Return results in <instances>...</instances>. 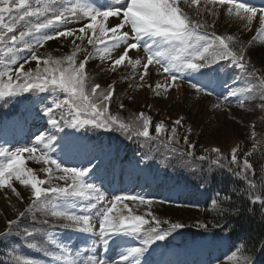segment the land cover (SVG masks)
<instances>
[{
  "label": "snow or ice",
  "instance_id": "obj_1",
  "mask_svg": "<svg viewBox=\"0 0 264 264\" xmlns=\"http://www.w3.org/2000/svg\"><path fill=\"white\" fill-rule=\"evenodd\" d=\"M184 2L187 3L188 0ZM191 4L199 5L200 0H191ZM207 4L227 5V13L230 16L234 13L235 17L245 21L246 27L258 20L260 26L257 35L264 36V8L237 0H206V6ZM6 16L9 18L7 22ZM40 16L44 19L38 23L30 19ZM113 18L115 23H112ZM22 22L26 23L21 26ZM76 23L81 26L70 27ZM18 26L21 27L17 34ZM205 26L183 11L180 0H36L35 6L30 0H0V45L3 46L0 47V99L8 103V99L24 93H56L59 90L65 94L64 99L53 96L51 104L41 109L51 128L36 135L32 146L10 150L0 145V158H3L0 162V188L7 187L15 196L20 197L21 193L11 184L13 179L22 186L31 187L33 202L27 209L19 212V218L28 215L38 204L51 203V216L65 221L61 227L88 234V244L75 252L66 245H57L60 256L72 257L65 264H151L149 257L157 251L154 245L166 241L172 232L184 227L179 222L161 221L151 213L148 215L152 219L146 220L144 216L133 214L131 209H128L126 215L123 214V209L117 212V204L126 200H138L141 204L149 205L151 201L135 195H116L105 203V195L90 182L99 178L103 159L95 147L83 142V136L78 135L81 129L93 131L115 128L124 132L129 139L133 136L143 137L145 140L153 139L150 135L151 117L141 112L128 123L111 114L109 105L113 102V85L109 84L106 89H101L99 83L89 86L86 64L96 54H99L101 61H110L109 67L113 72L125 65V62L135 70L144 60V71L139 75L141 81L148 75L149 65H158V71L162 70L167 75L163 82H156L154 86L148 85L157 96L172 88L181 87L182 85L176 83L180 80L188 82L198 94L217 95L218 102L213 104L214 108H230L235 102L241 109L251 111L252 106L246 105V102L259 100L260 103L255 107L264 110V75H258L249 67L243 46L238 51L234 50V36L217 35L215 32L209 34L203 31ZM44 29L51 31H42ZM60 38L73 46L70 54L58 58L50 54L46 57L38 55V48H42L48 41ZM255 39L253 37V41ZM85 42L95 52L83 55L77 62L78 54L87 52V48L83 46ZM132 50L137 51L136 58L129 55ZM25 52L30 54V61L24 57V62L18 63L17 56H22ZM5 57L8 59L5 60ZM31 61H35L36 66L25 69V63ZM221 62H227L225 66L239 70L234 80L237 87L229 88L222 95L217 94L213 86V65H220ZM120 107L123 108V104ZM174 123L181 125V120L177 119ZM163 132V122L157 123V138ZM171 133L167 143L162 141L170 153L178 154L177 158L182 160L186 156H195L194 151L168 147L169 144L179 143L175 127L171 129ZM252 136L255 137L256 133L253 132ZM184 141L188 149H194L195 145L189 142L188 137H184ZM255 148L254 144L253 149ZM211 151L217 154L211 164L225 168L246 180L249 199L253 204L259 202L264 208V178L260 181L259 194H255L257 181L250 178L256 174L249 161L252 153H242L241 161L238 148L231 150L230 158L219 148ZM25 153L28 154L26 158ZM74 155L81 156L86 161V166H63V158L70 159ZM26 159L43 162L46 167L41 170L49 174V180L38 179L33 169L25 166ZM197 159L204 161L209 157L202 155ZM187 163L191 161H186ZM54 172L60 175L53 177ZM52 178L64 181L66 186L42 187ZM78 197L89 200V204L80 212L61 206L72 204L73 198ZM230 199L231 197H224V201ZM93 200L96 202L93 203ZM222 202L212 201L220 214L228 211L220 207ZM124 208L127 209L128 206L125 204ZM19 218L8 221L9 229L0 232V238L12 235L13 226L20 228ZM33 219L35 220L34 214ZM94 219L98 221V227L92 222ZM36 223L47 225L49 221L43 219ZM162 224H168L169 227L163 228ZM145 225L154 226L145 228ZM199 227L206 228L207 225L200 224ZM223 227L226 228L227 224ZM44 231L43 228L25 226L22 236L30 248L37 249V237ZM16 234L21 235L20 232ZM124 237H134L139 241V246L123 247L118 260L108 258L106 253L110 245L122 247ZM97 248H102L103 254L98 255ZM38 250L44 251L43 246ZM49 254L56 256L55 252ZM14 259L17 264H32L30 258L15 256ZM230 259L237 260V264H253L251 257L243 253L237 256L233 252Z\"/></svg>",
  "mask_w": 264,
  "mask_h": 264
},
{
  "label": "rangeland",
  "instance_id": "obj_2",
  "mask_svg": "<svg viewBox=\"0 0 264 264\" xmlns=\"http://www.w3.org/2000/svg\"><path fill=\"white\" fill-rule=\"evenodd\" d=\"M237 2L247 3L250 6H254L257 8H264V0H237ZM30 3L35 6L36 0H30ZM180 7L183 11L193 20H199L200 22L204 23L206 26L203 31L211 34L218 29L219 35H232L236 38V40L242 41L241 44H237L236 46L241 45L244 46L245 42L249 39L253 40V37H256L254 41H252V45L255 49H259L261 54L263 55L264 59V36L257 35V29L259 28L258 20H254L251 25L246 27V22L240 20L239 18L233 15H229L227 13V5H212L207 4L206 0H200L199 5H192L191 0H188L187 3L184 0H180ZM211 10V11H209ZM35 20H40L43 16L40 17H32ZM9 18L6 16V20ZM7 22V21H6ZM26 23V22H22ZM112 23H115V19H112ZM208 25H211L210 27ZM74 27L81 26L80 23H76L74 25H70ZM42 31H51V29H44ZM147 39V38H146ZM78 43H80L78 41ZM87 48L86 53L78 54L77 62L83 58V55H87L88 53H94L95 49L92 48L91 45H87L86 42L83 45ZM234 46V45H232ZM0 47H3L0 45ZM239 47V48H240ZM73 46L69 44L64 38H60L59 40L48 41L44 44L42 48L37 49L38 55L42 57H46L47 55H52L54 58L63 57L66 54H70L72 51ZM236 50V47L235 49ZM119 51V50H117ZM238 51V50H237ZM135 52V53H134ZM116 52H113L115 55ZM129 55L133 58H136L137 51L132 50ZM141 56L143 53L141 52ZM24 57H27L30 61V54L25 52L22 56H17L18 63L24 62ZM8 57H5L7 60ZM145 61L142 60L141 65L137 66L135 70H133L131 65H128L125 62V65L118 67L116 70L121 71L119 79H121V83L125 86L122 87V90L119 92L121 98L127 97L130 102L134 105H138V107H143V103H153L151 104V112L153 116L155 115V104L160 105V116L157 119L158 123L163 122L167 131L171 132V129L175 127L177 129V134L183 136L185 132L189 131V121L191 120L192 116H195L193 121L191 122V127L193 131V139H195L196 134L200 129L206 131L205 138L206 140L201 145L202 141L199 143L203 151V156H208V160L201 161L197 159L199 157L198 154H195L193 157H184V159H180V165L182 168L187 170H194L196 174H199V169L194 168L195 166H202L206 168L207 172L210 173L211 170H225V168H220L216 165L211 164V160L216 158V153L212 152L213 148H219L221 152L230 158L231 150L233 148H238L241 153V161L243 159L242 153L250 152L255 144L256 147L259 146V142L261 141V137L264 133V116L260 109L258 110L256 104L254 102H246L250 104L253 108L251 111H246L245 109H241L235 102L231 104V107L222 106L221 108H214L213 104L218 102L217 95L207 96L203 93H196L193 90L189 83L186 81H182L181 83H177L182 85L179 88H172L167 93L162 92L160 96L155 95L152 93V88H149L148 85L150 81L153 82V86L156 82H163L164 77L167 74H164L162 70L158 71V65H149L148 68V75L145 76V79L141 81L139 79L140 73L144 71L143 63ZM93 64L94 68L105 78V76L110 75L113 71L110 70V61L104 60L101 61L99 58V54H96L94 59H90L87 64ZM36 66L35 61H31L30 63H25V69ZM234 71V70H229ZM113 74V73H112ZM121 74L124 76L121 77ZM99 77V76H98ZM117 77V76H116ZM122 85V84H121ZM131 85V87L129 86ZM138 85H144L143 87H138ZM242 86V84L240 85ZM232 87H237L234 83L231 85ZM229 88L221 89L216 88L215 92L217 94H226ZM33 94V95H29ZM43 95L47 97L42 98ZM53 96H58L60 99L65 98V94L59 90L56 93H52L51 91L45 93H24L22 95L16 96L14 98H6L8 99V103H5L4 99H0V110L2 108L5 109L8 113L12 112L15 107L14 105L18 106V115L12 116V119H8L3 123L0 127V145L5 148H9L10 150H15L16 147H23V146H32L35 141V136L38 135L41 131H46L48 128H51V125L47 127V125H43L40 129L39 133L34 134L35 128H40L41 124L37 125V119H41L44 117L43 112L41 109L47 105L51 104ZM27 97V99H25ZM196 101L198 107L196 109H192L191 113L188 112L187 117H183V109L187 110L189 105L186 102ZM188 99H191L188 101ZM151 100L153 102H151ZM42 101V102H41ZM38 103V109H34V104ZM185 104V107H184ZM234 106V108H232ZM133 109V106L130 107ZM129 108V109H130ZM149 108V107H148ZM142 109V108H141ZM147 109V108H146ZM228 110V111H227ZM20 112V113H19ZM12 114V113H11ZM17 114V113H16ZM41 115V116H39ZM38 116V118H37ZM151 117V116H150ZM180 119L181 125H176L174 122ZM188 119V120H187ZM152 120V117H151ZM234 120V121H233ZM210 122V123H209ZM234 122V124H231ZM244 122L247 125L244 127ZM207 124H211L207 126ZM242 125V130H244L245 135L243 136L246 138V141L238 138V131L235 129L236 125ZM36 126V127H35ZM67 131H73L67 129ZM89 134L93 135L91 132L96 133V139L99 141L101 135L105 136L109 135V129H95L93 131H87ZM255 132L256 136L253 137L252 133ZM162 134V133H161ZM203 134V133H202ZM94 136V135H93ZM101 137V138H99ZM159 135L158 141L162 143V139ZM168 140V139H167ZM192 140V139H191ZM84 143L88 144L86 140H83ZM164 142V141H163ZM180 150H186V147H181V145H185L184 140H180ZM167 143V141H166ZM163 151H168V148L164 146V144L160 145ZM168 147H175L174 144H169ZM199 150V149H198ZM188 151H192L189 149ZM170 155L174 156L175 154L170 153ZM103 159L104 155H100ZM55 158V154H54ZM177 158V157H176ZM3 158H0V162H2ZM186 161H191V163H187ZM63 166H72V167H82L86 166V161L82 159L79 155H74L70 159L63 158ZM235 167V166H233ZM240 179H243L239 177ZM252 178V177H250ZM193 180H197L193 178ZM244 180V179H243ZM246 181V180H244ZM90 182L94 183L97 188L105 195L106 201L108 203L114 196L116 195H127L130 192V186H134V184H140L141 182L136 180V178L131 182L129 178L124 175L122 171L118 172L117 174H111L109 171V161L103 160L102 171L99 175L98 179L91 180ZM247 182V181H246ZM248 184V183H247ZM145 188V186H144ZM142 189L143 191L145 189ZM2 189L0 188V213L3 216H10L9 219L13 220L16 218L18 209L15 208V204L11 202V198H7V195L2 194ZM87 192V190H86ZM9 195V194H8ZM94 196L95 193H92ZM11 196V195H10ZM82 202H78L75 204L68 205L66 207L73 208L75 211L80 212L84 209L88 204L89 200L87 198H82ZM93 203L96 201L93 200ZM125 204L120 205L119 209L116 210L117 212L123 209V214L128 213V209H131L132 213L135 214L134 209L132 208H124ZM110 206V204L108 205ZM17 207V206H16ZM94 211V210H93ZM1 218V216H0ZM63 223L65 221L61 220ZM94 224L98 227V221L93 220ZM3 223V220L0 219V227ZM3 229V228H2ZM45 243H47L52 252L56 253V256H51L50 258L42 257L37 261H31L32 264H65L67 260L72 259L71 256L62 257L60 256L59 248L57 245H66L75 252L78 249H83L88 244V234L85 233H71V232H56L53 229L46 230L45 232ZM139 246V242L133 239V237H124L122 241V247H118L115 244H111L109 249L107 250L106 256L112 259H119V253L123 250V247H135ZM189 253L183 252H171L167 253L166 251L159 250L156 256L154 264H209L207 257V240L202 241L198 245H196ZM17 249H13V254L16 256H20L25 258L23 254H16ZM97 254H103L104 250L102 248L96 249ZM155 253V254H156ZM57 257H60L57 259ZM154 257V256H153ZM39 258V257H38ZM11 264H17L16 260L13 259ZM153 264V262H151ZM220 264H237L235 259H230V257L226 258Z\"/></svg>",
  "mask_w": 264,
  "mask_h": 264
},
{
  "label": "trees",
  "instance_id": "obj_3",
  "mask_svg": "<svg viewBox=\"0 0 264 264\" xmlns=\"http://www.w3.org/2000/svg\"><path fill=\"white\" fill-rule=\"evenodd\" d=\"M30 19L38 23L43 21L44 17L40 20ZM23 24L24 23H22L21 26H23ZM21 26H18L17 34ZM245 52L249 65H254V69L258 75H264V59L261 51L255 49L254 46H248ZM87 74L89 86L99 83L101 89H106L107 86L111 84V81H114L113 86L115 92L113 102L109 105V111L112 115L119 116L122 121L128 123H131L132 118L141 112L148 117H152L150 135L153 139L151 140H145L143 137L137 138L135 136L129 139L124 132L118 131L115 128L109 129V135L111 137L108 135L104 136L106 141L110 144H117V146H114V149L123 155V163L127 165L130 173H139L135 171V169H139L141 166L149 167L152 164L161 169L168 179V182H165V185L163 184L159 188L168 193L169 196L167 200L169 203L151 201L149 205L147 203L141 204L138 200L128 201V207L134 209L135 215L144 216L146 220H151L152 216H155L161 221L167 220L173 223H182L184 227L172 232V235L164 241L168 247L175 246L178 248H187L209 236L211 251H218V253L214 255L215 261L221 262L225 260L226 257H231L233 252H236L237 256H240L242 253L247 254L251 257L253 264H264V208L261 207L259 202L253 204L249 199L246 191L248 189L247 182L233 175L226 169L212 170L210 175H207V173L200 174L199 171L197 175L194 170L182 168L179 164L180 159L176 158L178 154L172 156L170 152L163 151L160 146L162 143L158 141L159 138L156 136L155 125L158 123L157 119L161 112L160 105L155 104V115L153 116L151 112L153 107L151 108V104L143 103L141 109L138 105H134L132 102L128 101L127 98H121L119 92L125 85L121 83V79H119V76L116 74L111 73L104 78L96 68H94L93 64L88 66ZM122 76H124V74H121V77ZM190 100L191 99H188V101ZM254 103L258 105L260 101L257 100L254 101ZM120 104H123V108L120 107ZM186 104L189 105L188 109H183L182 111L183 117L185 118L188 112L191 113L193 108L197 110L198 107L194 99L192 102H186ZM131 106H133V109L130 108ZM257 109L259 110L258 107ZM260 111L264 116V110L260 109ZM194 118L195 116H192L191 120L188 122V127L191 131L185 132L183 136L178 134H176V136L179 141L184 140V137H188L189 142L195 145L192 151L202 156L203 151L201 147H197V144L202 141L201 145H203V142L206 140V131L200 129L198 132H195L197 134L195 139H193L191 122ZM231 124H234V122ZM209 125L211 124H207V126ZM246 125L247 123L244 122V127ZM242 127V125L238 124L235 126V129L238 131V138L243 142V140L246 141V138L243 137L245 132L242 130ZM171 134L172 133L165 128V132L160 134V138L166 143ZM179 144L180 142L174 144L177 149H180ZM201 145L199 144L198 146ZM181 147L187 148V145H181ZM186 150L188 151L189 149L187 148ZM250 152L252 155L249 157V161L253 164L256 173L252 179L257 181V191L255 194H259L260 181L264 178L263 140L261 139L259 146L255 149L252 148ZM147 158L151 160L152 163H150ZM44 167L46 166L43 162L37 163L34 160H29L27 162V168H32L38 179L48 181L49 174L41 170ZM193 167L199 170L204 168L195 165H193ZM152 171H155L154 167H150V169L147 170V174H145L148 180L149 176L151 178L153 177ZM58 175H60L58 172L52 174L53 177ZM202 175H205V181L201 179L200 176ZM193 178L197 180L195 181ZM11 184L21 193L20 197L15 196L7 187L2 189V194L7 195L9 199L11 198V202L15 204L14 207L18 209L17 213L19 214L20 211L27 209L33 202L31 187L22 186L15 179L11 181ZM57 185L61 187L66 186L65 182L52 178L49 183H45L42 187L47 188ZM226 196L231 197V199L229 201H224V197ZM213 200L223 201L220 207L226 208L228 211L220 214L219 209L213 205ZM52 210L49 204H38L28 215L19 219L20 228L13 226L11 229L12 235L0 238V264H11V261H13L16 256L13 254V249H17V255L23 254L25 258H30L31 261H37L42 257L48 258L52 256L49 254L52 253L50 246L44 242L45 232L63 223L58 218L51 216L50 213ZM46 212L47 215H45ZM148 213H151L152 216L148 215ZM33 214L35 215V220L33 219ZM0 216V219L3 220L0 232L8 231L9 228L7 229V226L10 216H7V214L3 216L1 213ZM43 219H48L49 223L47 225L36 223V221ZM200 224H206L207 227L201 228L199 227ZM225 224H227L226 228L223 227ZM25 226L29 228L35 226L45 230L37 237L38 248L43 246L44 251H40L38 248L33 249L28 246L22 236ZM147 226L150 227L154 225ZM161 227L168 228L169 225L162 224ZM17 232H20L21 235H17ZM221 250L224 252H221Z\"/></svg>",
  "mask_w": 264,
  "mask_h": 264
},
{
  "label": "bare ground",
  "instance_id": "obj_4",
  "mask_svg": "<svg viewBox=\"0 0 264 264\" xmlns=\"http://www.w3.org/2000/svg\"><path fill=\"white\" fill-rule=\"evenodd\" d=\"M135 53V52H134Z\"/></svg>",
  "mask_w": 264,
  "mask_h": 264
}]
</instances>
